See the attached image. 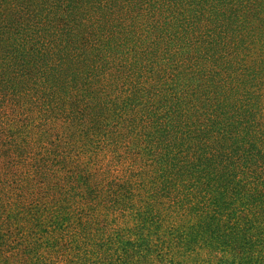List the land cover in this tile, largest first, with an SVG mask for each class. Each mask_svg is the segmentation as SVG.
<instances>
[{"label":"trees","instance_id":"obj_1","mask_svg":"<svg viewBox=\"0 0 264 264\" xmlns=\"http://www.w3.org/2000/svg\"><path fill=\"white\" fill-rule=\"evenodd\" d=\"M0 264H264V0H0Z\"/></svg>","mask_w":264,"mask_h":264}]
</instances>
